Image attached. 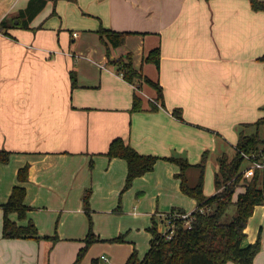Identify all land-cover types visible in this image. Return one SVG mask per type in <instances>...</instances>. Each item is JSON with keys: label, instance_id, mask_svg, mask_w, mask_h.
Segmentation results:
<instances>
[{"label": "crops", "instance_id": "crops-1", "mask_svg": "<svg viewBox=\"0 0 264 264\" xmlns=\"http://www.w3.org/2000/svg\"><path fill=\"white\" fill-rule=\"evenodd\" d=\"M28 1L0 0V23ZM55 8L52 13L48 1L30 22L33 28L0 30V149L12 152L8 162H0V264H72L83 244L64 234L55 242L3 237L1 204L17 184L26 187L28 217H10L21 224L32 218L40 235H51L58 216L60 230L85 228L83 195L91 187L96 229L103 235L92 249L120 248L127 260L135 244L110 243L101 230L113 225L127 175L126 159L105 153L111 141L122 137L141 152L192 158L216 148L238 122L263 116L264 10H255L250 0H58ZM101 25L129 31L122 44L110 46V55L97 32ZM156 46L159 67L145 60ZM128 53L137 69L161 84L165 107L151 110L156 88L117 71L112 60ZM135 92L143 109L133 111ZM175 107L185 120L173 115ZM26 163L29 177L21 182L18 169ZM179 170L159 159L134 180H180ZM196 206L197 201L192 210ZM261 229L254 264H264V203L249 218L247 240L256 241ZM66 242L74 245L71 254L55 259ZM119 256L105 260L122 263Z\"/></svg>", "mask_w": 264, "mask_h": 264}, {"label": "trees", "instance_id": "trees-1", "mask_svg": "<svg viewBox=\"0 0 264 264\" xmlns=\"http://www.w3.org/2000/svg\"><path fill=\"white\" fill-rule=\"evenodd\" d=\"M48 1L53 2L52 13H56L55 6L58 0H29L24 9L19 10L11 18H4L1 21L0 30L6 32V28L10 26L33 28L30 22ZM250 2L255 10H264L263 0H250ZM97 32L107 45L108 55H110V46L117 47L122 44L129 33L126 30H115L104 25H101ZM160 57V46H156L148 52L145 60L152 61L159 67ZM260 58L264 61V54ZM112 61L117 71L122 73L128 81L135 84H140L141 81L147 82L156 88L155 99L160 104L151 100V110H157L160 105L166 106L161 84L134 66L131 53L127 54V58L120 56ZM72 79L75 84L74 71ZM141 109H143L142 98L135 92L132 110ZM172 113L178 119L185 120L181 107L173 108ZM11 153L8 149H0V162H8ZM105 153L109 157H122L127 161V175L122 192L132 185L137 176L153 170L159 159H166L179 165L180 170L176 176L180 178V187L183 192L197 201L196 208L187 218L178 216L174 219V231L170 237L159 230L155 222L149 226L151 238L148 250L144 256L140 257L137 248H134L126 260L127 264H227L230 260L238 264H254L255 256L262 249V229L256 241L251 242L247 240L246 227L255 206L264 203V115L255 121L240 124L233 157L226 152L218 156V169L214 173L216 191L210 195L204 192L206 151L200 161L193 163L184 153L175 151L169 155H158L141 152L122 137H116ZM246 160L260 162L263 166L255 167L250 177L245 176L241 167ZM93 165L92 160L90 166L93 167ZM192 170L195 171L194 182H191L188 176ZM28 177L29 163H26L18 169V178L24 182ZM26 192L23 184H17L12 188L8 199L1 204L3 237L48 238L55 242L58 235H40L32 218H29L26 224H21L10 217L12 212H16L19 219L28 217L29 206L25 202ZM91 195L92 188L87 187L83 195V208L89 218V230L83 239L84 245L79 248L72 264H82L91 244L101 239L93 229ZM232 205H235V211L229 217L228 209ZM117 209H120V204ZM170 211L186 212L182 207H173ZM187 219L190 221L189 224L186 222ZM109 240L123 241L125 238L121 234Z\"/></svg>", "mask_w": 264, "mask_h": 264}, {"label": "rangeland", "instance_id": "rangeland-1", "mask_svg": "<svg viewBox=\"0 0 264 264\" xmlns=\"http://www.w3.org/2000/svg\"><path fill=\"white\" fill-rule=\"evenodd\" d=\"M262 109L264 108L262 107ZM257 119L258 118H256L255 120ZM240 124L241 123L238 122L235 125L233 134H230V136L225 140L222 139L226 141L225 142L226 145H224V143H222L223 141L219 138L217 142V146L214 149L207 147L201 150V152H197L196 154H193L194 156L192 158H190L186 154L189 160L195 163L202 159L203 153L205 151L207 152L205 183H204L205 194L210 195L216 191L214 173L215 170L218 169L217 167L218 156H220L223 152L228 153L230 157L234 156L235 150L233 146L236 144L238 140ZM249 130L251 131L252 128ZM250 165L251 162L246 160L241 168L243 169V171H246L249 169ZM194 172L192 170L188 174L191 182L195 181ZM249 172L250 174L248 175L246 174L245 176L250 177L254 173V171H249ZM123 186L119 190L117 203L115 207L116 208L115 213H113L114 215L110 220L113 225L103 226L101 230L104 235H109L107 240L110 243H115V244L134 243L138 250V254L141 257L144 256L149 246V239H150L149 226H151L155 222L159 228L162 227V229L165 230L167 228L165 215L166 213L170 212V210L173 207H182L186 211H192V206L196 205V199L193 198L191 195L183 192V190L181 189L180 180H133L132 185L128 189L122 192ZM119 204H120V209H117V206ZM234 211H235V205L230 206L228 209L229 217L234 213ZM93 213L94 212L92 209L93 229L99 237H103V235L96 229L95 218ZM59 220L60 218L58 216L55 226L50 230V234L51 235L57 234L58 237L61 234L76 236L75 239L82 240L83 241L82 245H84L83 239L86 237L89 230L88 215H87V226H85V228H83L82 230H67L65 228H62V230H60L57 228ZM121 234L124 236L126 240L123 241L109 240V238ZM71 242H76V241H71ZM97 242H99V240L91 244V246L87 250L82 260V264H85L86 258L88 259V264H117L101 258V256L103 255H105L109 259L120 255L119 258H120V262L122 260V263H118V264H126V258L125 259L122 258L121 256L122 251L120 248L113 251V253L110 250H102L101 252L97 253V250L92 249L94 244ZM73 249H74L73 243L66 242L62 248L58 249L55 252L54 254L55 259L68 257Z\"/></svg>", "mask_w": 264, "mask_h": 264}, {"label": "built area", "instance_id": "built-area-1", "mask_svg": "<svg viewBox=\"0 0 264 264\" xmlns=\"http://www.w3.org/2000/svg\"><path fill=\"white\" fill-rule=\"evenodd\" d=\"M262 167L263 164L260 162H256V161H251V165L249 166V169L244 171L245 175L250 174L249 171H254L255 167ZM191 213V211H186L185 213H179L178 211H170L168 213H166L165 215V220H166V224H167V228L165 230H162L168 237H170L172 235V232L174 231V219L178 216H182V218H187L189 216V214ZM187 224L190 223L189 219H187ZM103 258L105 259L106 256L103 255Z\"/></svg>", "mask_w": 264, "mask_h": 264}]
</instances>
